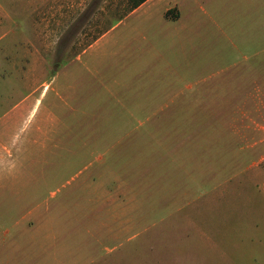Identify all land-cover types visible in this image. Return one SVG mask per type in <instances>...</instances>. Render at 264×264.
<instances>
[{
  "label": "rangeland",
  "instance_id": "obj_1",
  "mask_svg": "<svg viewBox=\"0 0 264 264\" xmlns=\"http://www.w3.org/2000/svg\"><path fill=\"white\" fill-rule=\"evenodd\" d=\"M49 1L71 23L34 81L63 143L1 222L0 264H264V0H162L115 30L128 0Z\"/></svg>",
  "mask_w": 264,
  "mask_h": 264
},
{
  "label": "crops",
  "instance_id": "obj_2",
  "mask_svg": "<svg viewBox=\"0 0 264 264\" xmlns=\"http://www.w3.org/2000/svg\"><path fill=\"white\" fill-rule=\"evenodd\" d=\"M159 2L162 0H145L114 23L112 30L119 27L127 17L140 13L146 7L151 11ZM176 2L160 7L159 16L166 21H181L183 4L180 6L175 4ZM71 7L70 3L58 4L49 0H29L26 5L24 0H0V225L7 218L14 219L16 216L18 206L23 201L24 187L39 184L40 149L49 150L63 143L60 138L58 142L52 140V132L42 126V122L54 118L50 108L44 113H38L41 100L50 85L45 82L41 86L36 85L34 76L40 68V62L43 64L41 69L46 72L51 27L65 26L67 22L69 25ZM172 9L175 12L167 15L166 12L169 13ZM61 11L63 13L57 14ZM150 15H146L140 22L145 23ZM26 24L32 25L31 36L25 34ZM129 28L114 34V42H131L137 37H145V30L139 26ZM108 32L88 47L101 42ZM64 73L65 89V86L71 87L70 83L66 82V76L71 75V69L68 72L66 65ZM23 89H26V95H22ZM58 96L59 93H55L52 100ZM131 107L143 108V105ZM47 146L50 148L47 149ZM36 161L37 176L34 173ZM24 174L28 177L25 181ZM14 222L17 227L18 221ZM5 249L0 242V251Z\"/></svg>",
  "mask_w": 264,
  "mask_h": 264
},
{
  "label": "trees",
  "instance_id": "obj_3",
  "mask_svg": "<svg viewBox=\"0 0 264 264\" xmlns=\"http://www.w3.org/2000/svg\"><path fill=\"white\" fill-rule=\"evenodd\" d=\"M145 0H128V8L124 10V12L119 16V19H121L124 15H126L128 12L139 6L141 3H143Z\"/></svg>",
  "mask_w": 264,
  "mask_h": 264
}]
</instances>
